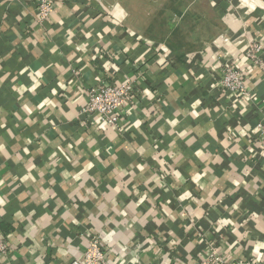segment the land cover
Here are the masks:
<instances>
[{"label":"crops","instance_id":"crops-1","mask_svg":"<svg viewBox=\"0 0 264 264\" xmlns=\"http://www.w3.org/2000/svg\"><path fill=\"white\" fill-rule=\"evenodd\" d=\"M51 2L0 0V264H74L93 237L110 264H264V0ZM136 79L116 126L83 112Z\"/></svg>","mask_w":264,"mask_h":264},{"label":"built area","instance_id":"built-area-1","mask_svg":"<svg viewBox=\"0 0 264 264\" xmlns=\"http://www.w3.org/2000/svg\"><path fill=\"white\" fill-rule=\"evenodd\" d=\"M51 0H39L38 8L40 19H46L52 12ZM257 51L255 47H251L249 57L256 60L257 57L253 55ZM260 67L264 69V63H260ZM137 79L130 80L122 85H115L113 83L102 81L95 87L87 91V105L83 109L84 113L92 116L100 117V119L116 126L119 121V113L126 109L132 101L137 87ZM220 87L230 92L233 96H246V74L243 69H235L231 66H226L223 69L222 77L218 83ZM259 132V139L261 148L264 149V124L259 123L257 126ZM11 245L7 237L0 235V262L9 253ZM74 264H110L107 260V255L102 249V244L99 238L93 237L88 241L82 255V259L75 261ZM196 264H250L242 260H228L215 249L210 250L203 259H199Z\"/></svg>","mask_w":264,"mask_h":264},{"label":"clouds","instance_id":"clouds-1","mask_svg":"<svg viewBox=\"0 0 264 264\" xmlns=\"http://www.w3.org/2000/svg\"><path fill=\"white\" fill-rule=\"evenodd\" d=\"M247 3H248V0H242V5L241 6L243 7ZM116 7L118 9L117 21L116 22L119 23L120 18H122L125 15V13L123 12V10H120V6L119 5H117ZM249 7L252 8L251 5H249ZM197 103H199V101H197ZM259 247H264V244L259 245L258 248H257V251H259Z\"/></svg>","mask_w":264,"mask_h":264}]
</instances>
